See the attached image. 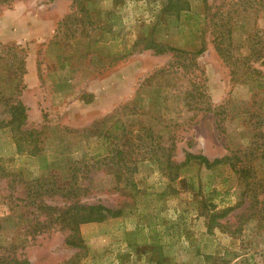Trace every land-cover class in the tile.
Listing matches in <instances>:
<instances>
[{
	"label": "rangeland",
	"instance_id": "1",
	"mask_svg": "<svg viewBox=\"0 0 264 264\" xmlns=\"http://www.w3.org/2000/svg\"><path fill=\"white\" fill-rule=\"evenodd\" d=\"M0 167V264H264V0L0 5ZM77 200L122 213L86 254L41 208Z\"/></svg>",
	"mask_w": 264,
	"mask_h": 264
},
{
	"label": "trees",
	"instance_id": "2",
	"mask_svg": "<svg viewBox=\"0 0 264 264\" xmlns=\"http://www.w3.org/2000/svg\"><path fill=\"white\" fill-rule=\"evenodd\" d=\"M14 1L16 0H0V5H9ZM147 48L153 49L158 54H164L167 52H179L175 48L162 46L157 43H149V45H147ZM202 52L203 50L200 53ZM26 113L27 109L25 108V106L21 102H18L16 105L11 107V117L5 123V125L12 128L16 136H19V140H25L22 139V135L28 134L31 136V132L27 133V131L22 130V127L26 124L27 120ZM36 148L38 147H35V149ZM38 150L34 153L36 154ZM34 153L32 152L33 155ZM192 161H199L200 163L204 164L208 169H215L218 166L228 164L234 170L235 173L239 174L244 179H247V177L249 176L247 169L237 167L236 162L239 161V158L237 157L225 156L223 158L210 160L204 155H193L188 153L186 155V161L183 164L186 165ZM0 170H2L1 167ZM2 173L3 174L0 175L2 178H7L8 176H10V174L4 171ZM41 208L47 214L48 221L57 223L58 225L62 226L63 229L68 230L70 232L69 236L66 239V245L78 249L80 251L82 250L85 254L87 251V247L85 246L83 240L80 238V226L87 222L104 220L107 218H117L122 215L120 210H111L103 205H83L78 200L74 201L68 208L64 209H57L46 205L41 206ZM229 212L230 210L228 209L225 210L220 216H213L212 222H215L217 217H224L225 215L227 216ZM209 228H211V225L209 226ZM19 264L30 263L28 261H24Z\"/></svg>",
	"mask_w": 264,
	"mask_h": 264
},
{
	"label": "crops",
	"instance_id": "3",
	"mask_svg": "<svg viewBox=\"0 0 264 264\" xmlns=\"http://www.w3.org/2000/svg\"><path fill=\"white\" fill-rule=\"evenodd\" d=\"M101 264V263H100Z\"/></svg>",
	"mask_w": 264,
	"mask_h": 264
}]
</instances>
